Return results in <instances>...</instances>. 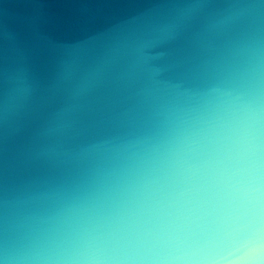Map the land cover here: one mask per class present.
Instances as JSON below:
<instances>
[{
  "label": "water",
  "instance_id": "water-1",
  "mask_svg": "<svg viewBox=\"0 0 264 264\" xmlns=\"http://www.w3.org/2000/svg\"><path fill=\"white\" fill-rule=\"evenodd\" d=\"M255 49L264 0H0V264H155L144 229L212 192L206 94Z\"/></svg>",
  "mask_w": 264,
  "mask_h": 264
},
{
  "label": "clouds",
  "instance_id": "clouds-1",
  "mask_svg": "<svg viewBox=\"0 0 264 264\" xmlns=\"http://www.w3.org/2000/svg\"><path fill=\"white\" fill-rule=\"evenodd\" d=\"M262 85L264 56L255 49L238 79L206 94L201 118L219 145L212 192L144 229L155 264H264V179L259 163ZM101 251L89 242L55 258L92 259Z\"/></svg>",
  "mask_w": 264,
  "mask_h": 264
}]
</instances>
